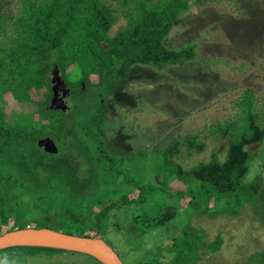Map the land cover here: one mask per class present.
<instances>
[{
  "label": "trees",
  "instance_id": "obj_1",
  "mask_svg": "<svg viewBox=\"0 0 264 264\" xmlns=\"http://www.w3.org/2000/svg\"><path fill=\"white\" fill-rule=\"evenodd\" d=\"M204 1L211 0H196L195 4L201 6ZM113 2L0 0V234L8 231L5 226L8 225V219H11L10 211H14L15 219L22 217L21 222L25 216L22 213L16 215L18 208L10 199L4 198V189L16 200L19 208L27 212L28 220L33 218L38 222L44 215L57 222L66 219L76 224L71 225L76 236L100 239L102 237L99 232L96 235L90 234V227L102 226V217L107 214L113 202L107 199L103 202L105 205L110 203V207L104 206L107 211H97L93 210V205L88 204L86 199L112 190V184L120 183L123 186L117 187L121 189L120 192L128 190L125 198L127 202L139 204V201L144 202L146 199L151 204V210L160 205L157 199L162 202L160 198L166 196L165 192L169 197H175V200H171L178 204L175 208L170 205L156 216L140 220L148 228L162 231L176 216L177 211H181L180 208H191L190 214L199 220L205 217L208 206L211 205V218H217L227 216L225 213L218 214L214 209L225 195L230 198L240 194L241 200L250 201L252 205L256 203L250 198L253 191L257 193L259 200L260 195L264 196L257 185H242L252 162V154L246 148L264 142V107L260 111L254 107L253 93L248 89L236 104L239 119L232 120L231 123L227 121L223 127L219 125L214 132L228 142L226 160L223 162L213 155L211 161L201 163L190 172L195 181L208 187L204 193H194L188 182L182 183L180 180L162 183L155 181L148 189H140L119 175L116 167L107 166V158L110 157L105 142L103 143L106 141L104 125L109 115L107 99L128 80V73L134 66L141 65L162 71L169 65H180L193 60L196 48L191 44L174 50L165 45L175 21L180 20L188 10L186 0ZM10 7L18 11L16 15L4 12ZM122 18L126 22L124 28L113 37L110 36L113 25ZM52 67L59 71L72 97L80 96L82 88L89 95L82 96V109L73 107L68 115H65L66 110L62 112L49 109L52 97L49 74ZM75 73L77 74L74 75ZM94 77H97V83H93ZM90 90L94 92L92 96ZM6 95L17 105V109L10 110L9 113L5 111ZM77 117L86 119V124H80ZM91 126H95L94 131H86L85 128ZM44 138L52 140L60 153H48L38 147L36 142ZM184 142L188 149H203V143L194 138L187 137ZM178 146L179 143L173 141L167 147L165 155L179 152ZM88 152L89 155L84 159L83 156ZM118 158L123 161L124 157ZM94 160L99 167L93 165ZM84 171L91 174L87 179L88 186L84 184L87 180L80 177V173ZM48 183L71 192H57L60 194L53 198L39 195ZM26 198L31 201H26ZM226 206L227 203L222 208ZM256 213L264 222V209L263 212L258 209ZM15 219L13 218L14 221ZM104 222L109 221L104 219ZM18 225L23 227L28 223L25 221ZM77 228L86 231L77 232ZM169 229L167 227L168 233ZM166 237L171 245L167 252L172 257V262L183 258L188 263L191 261L188 258L191 254L198 256L202 249L205 254L219 253L221 248L220 244L217 245L218 239L214 240L212 237L206 241L207 237L200 230L185 229L174 237ZM19 250L21 252L10 251V254L15 259L20 255L24 256L22 260L25 264H30L26 260L30 257H39L37 264H65L68 261H73L69 264H83L84 261L99 264L88 256L76 253L47 249ZM39 253L44 255L38 256ZM154 253L157 257L150 260L153 264H158L163 252L158 249ZM4 255L8 254H0ZM253 258L250 256L248 261L264 264V250L254 253Z\"/></svg>",
  "mask_w": 264,
  "mask_h": 264
},
{
  "label": "rangeland",
  "instance_id": "obj_2",
  "mask_svg": "<svg viewBox=\"0 0 264 264\" xmlns=\"http://www.w3.org/2000/svg\"><path fill=\"white\" fill-rule=\"evenodd\" d=\"M107 1L111 3L115 0ZM195 1L186 0L188 10L180 20L175 21L165 42L166 46L169 45L174 50L194 44L196 48L193 60L180 65H169L162 71L141 65L134 66L128 73V80L115 90L106 102L109 115L104 125L106 141L103 143L105 142L110 157L107 158V166L116 167L119 175L140 189H148L155 181L162 183L180 180L182 183L188 182L194 193H204L208 187L195 181L190 172L201 163L211 161L213 155L223 162L226 160L228 142L225 138H220V135H215L218 126L223 127L227 121L231 123L232 120L239 119L236 104L246 89L253 93L254 107L258 111L264 107V0H211L204 1L201 6L196 5ZM4 12L14 16L18 11L10 7ZM119 21L110 36L113 37L124 28L123 18ZM54 74L61 77L59 71L52 67L49 80ZM93 83H97V77H94ZM89 93L91 96L94 94L92 90ZM85 94L87 95L83 92L77 97L71 95L63 100V105L68 108L65 115L70 114L73 107L82 109V96ZM4 99L7 101L5 111L9 113L10 110L17 109V105L11 102L8 95ZM77 120L80 124H86L87 121L79 117ZM94 127L85 129L93 132ZM187 137L203 143V149H188L187 144L183 143ZM173 141L179 143V152L165 155L167 147ZM56 150V154H59L58 146ZM246 150L252 154V162L242 185L253 183L264 192V142L249 145ZM89 153L83 156L84 159ZM118 156L124 157L123 161H120ZM93 165L99 167L95 160ZM90 175L88 171L80 173L82 180L89 179ZM87 182L88 180L84 184ZM112 187V190L100 196H90L86 199L88 204L93 205V210L97 211L106 210L104 206L110 207V203L103 204L107 199L113 202L107 214L102 217V226L90 227V234L96 235L99 232L123 264H153L150 258L157 257L154 252L158 249L163 252L158 264H255L252 260L248 261L250 256L253 258L254 253L260 249L264 250V222L256 213L258 209L263 212L264 196L260 195L259 200L255 191L250 196L256 201L253 205L250 201L241 200L240 194L230 198L225 195L221 198L214 209L218 214L225 213L227 216L211 218L213 209L210 205L205 217L198 220L190 214L191 208H180L181 211H177L176 216L162 231L148 228L140 220L156 216L170 205L175 208L178 204L171 201L175 200V197H169L165 192L166 196L160 198L162 202L157 199L160 205L151 210V204L146 199L144 202L139 201V204L127 202L125 198L128 190L120 192L121 189L117 188L123 187L120 183L112 184ZM57 192L65 194L71 190L48 183L39 195L53 198L60 194ZM3 195L18 208L16 215H25L22 222L28 223L23 227L19 226L18 224H22V217L15 219L14 211H10L11 219H8V225L5 226L7 229L20 230L29 226L33 227L31 229L56 228L50 230L76 235L71 226L73 222L66 219H60V222L52 221L45 215L38 222L33 218L28 220L27 212L19 208V204L11 198L8 190L4 189ZM26 201L31 199L26 198ZM226 203L227 206L222 208ZM241 207L243 208L240 209ZM234 213L236 214L233 215ZM104 219L109 222L105 223ZM169 225L174 228L170 230ZM167 227L170 233L167 232ZM185 229L200 230L207 237L206 241L212 237L214 240L218 239L220 252L205 254L202 249L198 256L191 254L188 257L191 261L188 263L183 258L172 262V257L167 252L171 245L166 241V235L174 237ZM84 231L86 230L77 228V232ZM205 244L206 242L204 247ZM10 251L21 252L19 249L0 252L8 254L0 256L1 264H25L22 260L24 256L20 255L15 259ZM40 255L43 256L44 253H39L38 256ZM72 255L75 254H70ZM26 260L30 264H37L40 258L30 257ZM70 262L73 261L65 264ZM83 264L88 263L84 261Z\"/></svg>",
  "mask_w": 264,
  "mask_h": 264
},
{
  "label": "water",
  "instance_id": "obj_3",
  "mask_svg": "<svg viewBox=\"0 0 264 264\" xmlns=\"http://www.w3.org/2000/svg\"><path fill=\"white\" fill-rule=\"evenodd\" d=\"M52 97L49 109L51 111L66 110L63 100L70 95L65 83L60 76L54 74L50 80ZM38 147L46 152L55 154V144L49 138L38 141ZM13 249H47L76 253L88 256L99 264H123L117 253L103 240L98 237H81L68 235L50 229H20L7 231L0 234V252Z\"/></svg>",
  "mask_w": 264,
  "mask_h": 264
},
{
  "label": "clouds",
  "instance_id": "obj_4",
  "mask_svg": "<svg viewBox=\"0 0 264 264\" xmlns=\"http://www.w3.org/2000/svg\"><path fill=\"white\" fill-rule=\"evenodd\" d=\"M120 22V21H119ZM118 22V23H119ZM118 23H115V25H117ZM125 24H126V22H125ZM115 25H113V27H115ZM113 27H112V29H113ZM146 67V66H145ZM61 78V80L64 82V80L62 79V77H60ZM50 81V80H49ZM65 83V82H64ZM65 85H66V87H67V89L69 90V88H68V86H67V84L65 83ZM82 90H83V92L84 93H86V91L82 88ZM69 92H70V90H69ZM83 92H81V93H83ZM69 97H71V94L69 95ZM68 97V98H69ZM108 101V100H107ZM68 111V108L66 107V111L65 112H67ZM45 139V138H44ZM37 143V142H36ZM38 145V144H37ZM8 231H9V229H8ZM11 231V230H10ZM1 254V253H0Z\"/></svg>",
  "mask_w": 264,
  "mask_h": 264
}]
</instances>
